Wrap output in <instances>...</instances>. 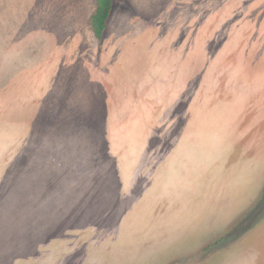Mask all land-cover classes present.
Returning a JSON list of instances; mask_svg holds the SVG:
<instances>
[{
	"label": "rangeland",
	"instance_id": "1",
	"mask_svg": "<svg viewBox=\"0 0 264 264\" xmlns=\"http://www.w3.org/2000/svg\"><path fill=\"white\" fill-rule=\"evenodd\" d=\"M0 0V264H264V0Z\"/></svg>",
	"mask_w": 264,
	"mask_h": 264
},
{
	"label": "trees",
	"instance_id": "2",
	"mask_svg": "<svg viewBox=\"0 0 264 264\" xmlns=\"http://www.w3.org/2000/svg\"><path fill=\"white\" fill-rule=\"evenodd\" d=\"M114 0H97V8L91 16L92 30L101 39L108 27L109 18L113 10Z\"/></svg>",
	"mask_w": 264,
	"mask_h": 264
}]
</instances>
